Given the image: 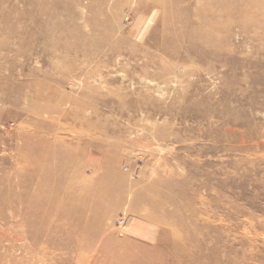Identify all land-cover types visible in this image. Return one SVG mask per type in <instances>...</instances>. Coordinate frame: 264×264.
<instances>
[{
  "label": "rangeland",
  "instance_id": "374dc122",
  "mask_svg": "<svg viewBox=\"0 0 264 264\" xmlns=\"http://www.w3.org/2000/svg\"><path fill=\"white\" fill-rule=\"evenodd\" d=\"M96 3L0 0V264H264V0Z\"/></svg>",
  "mask_w": 264,
  "mask_h": 264
},
{
  "label": "bare ground",
  "instance_id": "6f19581e",
  "mask_svg": "<svg viewBox=\"0 0 264 264\" xmlns=\"http://www.w3.org/2000/svg\"><path fill=\"white\" fill-rule=\"evenodd\" d=\"M95 1V0H94ZM118 1V0H117ZM95 3V2H94ZM98 3H100V5H101V7H102V4L104 3V0H98ZM98 3H96V4H98ZM98 6V5H97ZM89 7V6H88ZM91 7H93V6H91ZM114 7H117V5L116 6H113V8ZM119 7V6H118ZM112 8V9H113ZM117 9V8H116ZM112 12H115V11H112ZM91 19V18H90ZM100 19H102V17L100 18ZM68 20L69 21H71L70 20V18H68ZM90 21V20H89ZM98 22V21H97ZM101 24H103V22H101ZM53 32H52V35L53 36H55V37H64V36H74V37H76V36H82V29L80 28V26H78L76 23H74L73 22V24H65V23H61V22H59V23H57L54 27H53ZM84 35V34H83ZM86 35V34H85ZM84 39V38H83ZM77 46H78V44H73V45H67V46H63L62 45V47H63V49L64 50H67V51H73V50H77ZM85 47V46H84ZM97 52V51H96ZM92 53V52H91ZM93 54V53H92ZM86 57H87V55H86ZM85 57V58H86ZM83 58V57H82ZM91 72V71H90ZM90 74V73H89ZM91 75V74H90ZM28 108V107H27ZM119 182L121 183V180H119ZM82 194V193H81ZM35 206V208H36V205H34ZM156 259V257H154L153 258V261ZM84 260V259H83ZM157 260H164V257H157ZM156 262H158V261H156ZM148 264H151V262H149ZM153 264V263H152ZM154 264H155V262H154Z\"/></svg>",
  "mask_w": 264,
  "mask_h": 264
},
{
  "label": "built area",
  "instance_id": "2783aa9c",
  "mask_svg": "<svg viewBox=\"0 0 264 264\" xmlns=\"http://www.w3.org/2000/svg\"><path fill=\"white\" fill-rule=\"evenodd\" d=\"M119 223H123V220H121Z\"/></svg>",
  "mask_w": 264,
  "mask_h": 264
}]
</instances>
